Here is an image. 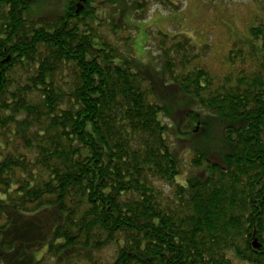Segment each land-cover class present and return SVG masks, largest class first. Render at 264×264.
I'll return each instance as SVG.
<instances>
[{
	"label": "trees",
	"instance_id": "16d2710c",
	"mask_svg": "<svg viewBox=\"0 0 264 264\" xmlns=\"http://www.w3.org/2000/svg\"><path fill=\"white\" fill-rule=\"evenodd\" d=\"M123 1L0 0V264H264V15L154 76Z\"/></svg>",
	"mask_w": 264,
	"mask_h": 264
},
{
	"label": "rangeland",
	"instance_id": "374dc122",
	"mask_svg": "<svg viewBox=\"0 0 264 264\" xmlns=\"http://www.w3.org/2000/svg\"><path fill=\"white\" fill-rule=\"evenodd\" d=\"M173 2L179 8L177 12H172L170 9L152 1L148 5L149 8L146 11L144 21L137 22L134 19L125 21L134 26L132 32L127 33L133 36L134 40L133 47L132 45L127 46L133 48L131 56L143 65L144 69L152 70L154 76L157 70L161 72V64L159 65L161 60L157 53L158 41L154 39L155 36H157L155 38L161 39L158 36L160 32L171 36L183 34L199 45L208 43L214 46L217 51H222L232 37L245 34L248 28L256 24L259 16L264 15V0H227L225 3L220 0H214V2L213 0H173ZM122 3L127 5L129 1H123ZM50 5L54 7L47 10V7L40 6L39 11L43 10V14L48 16V14H51L50 12L55 11V7L58 8L57 4ZM59 8L61 7L59 6ZM125 9H127V6ZM46 11L49 12L46 13ZM127 12H129L128 9ZM149 32L153 36L150 35L149 45L146 46ZM216 53L217 56H220L218 55L219 52ZM215 54H212L211 57L217 59ZM212 60L209 58V61ZM160 84H157V86L159 87ZM175 101L177 102V99ZM180 112L184 113L182 110ZM179 117L182 119L181 114ZM203 128L204 131L206 126ZM214 129L218 132V127ZM202 130H200V134L203 132ZM212 139L217 143L216 136ZM218 144L220 146L212 145L211 142L207 144L210 150H215L216 155L223 150L222 143L219 142ZM183 146L185 147H181V149L188 150L187 145L183 144Z\"/></svg>",
	"mask_w": 264,
	"mask_h": 264
}]
</instances>
